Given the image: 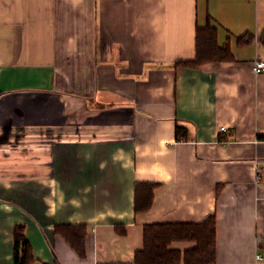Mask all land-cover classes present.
Wrapping results in <instances>:
<instances>
[{"label": "crops", "instance_id": "crops-1", "mask_svg": "<svg viewBox=\"0 0 264 264\" xmlns=\"http://www.w3.org/2000/svg\"><path fill=\"white\" fill-rule=\"evenodd\" d=\"M208 24L232 59L178 66ZM263 29L264 0H0V264L18 228L29 264H133L144 225L210 216L214 264H264Z\"/></svg>", "mask_w": 264, "mask_h": 264}, {"label": "trees", "instance_id": "trees-1", "mask_svg": "<svg viewBox=\"0 0 264 264\" xmlns=\"http://www.w3.org/2000/svg\"><path fill=\"white\" fill-rule=\"evenodd\" d=\"M252 40L250 34L237 38L239 44ZM264 48V29L259 37ZM232 59L229 45L219 46L217 43V30L211 25L196 28L195 30V57L192 61H180L178 66L198 67L204 63L223 62ZM186 138L184 129L176 128V140ZM264 140V134L258 137ZM152 183H138L134 187V211L143 213L151 207L153 190ZM72 229H78L71 227ZM81 228V227H80ZM57 231V229H55ZM118 235H124L122 225H116ZM215 218L210 216L199 223H152L143 226L142 248L134 253L133 264H214L215 262ZM189 241L195 244L191 249L181 253L170 248L173 242ZM31 249L23 235V229L14 232V264H29Z\"/></svg>", "mask_w": 264, "mask_h": 264}, {"label": "built area", "instance_id": "built-area-1", "mask_svg": "<svg viewBox=\"0 0 264 264\" xmlns=\"http://www.w3.org/2000/svg\"><path fill=\"white\" fill-rule=\"evenodd\" d=\"M264 70V61L263 60H257L253 63V65L251 66V71L254 74H259L260 72H262ZM220 131H225L224 127H220ZM264 168V167H263ZM256 260H261V257L258 255L256 256Z\"/></svg>", "mask_w": 264, "mask_h": 264}]
</instances>
